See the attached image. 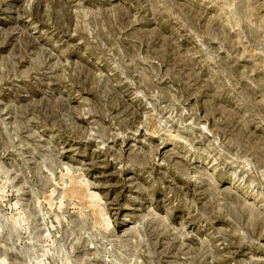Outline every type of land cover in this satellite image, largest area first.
<instances>
[{"label": "rangeland", "instance_id": "obj_1", "mask_svg": "<svg viewBox=\"0 0 264 264\" xmlns=\"http://www.w3.org/2000/svg\"><path fill=\"white\" fill-rule=\"evenodd\" d=\"M0 264H264V0H0Z\"/></svg>", "mask_w": 264, "mask_h": 264}]
</instances>
